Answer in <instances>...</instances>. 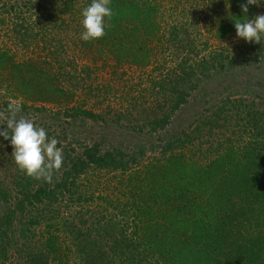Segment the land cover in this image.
<instances>
[{"label":"trees","instance_id":"1","mask_svg":"<svg viewBox=\"0 0 264 264\" xmlns=\"http://www.w3.org/2000/svg\"><path fill=\"white\" fill-rule=\"evenodd\" d=\"M202 1L204 25L222 44L204 57L191 55L193 38L185 25L161 26L159 0H111L115 15L106 35L80 39L91 56L111 55L116 67L160 65V53L173 42L182 46L178 51L184 56L166 71L171 80L159 83L163 104L150 121L130 128L142 133L147 127L145 134L158 135V144L114 146V133L124 129L115 116L74 105L76 95L60 86L46 60L15 62L0 51V129H6L9 99L17 100V118L31 119L57 138L64 156L51 184L25 176L12 152L0 158V264H15L7 261L11 251L19 264H264V40L245 42L234 27L264 14V0L249 5L247 13L241 9L245 0ZM75 2L37 5L48 27L52 14L58 16L46 38L54 51L60 38L53 30L66 24L62 17L73 21ZM234 37L238 42L229 43ZM211 88L223 98L203 101L201 111L176 133L174 119L182 118L179 113L192 97ZM190 145L197 153L205 150L206 160H185L183 150ZM9 146L0 137V147ZM156 150L160 162L137 169L146 153ZM100 174H110L118 185V196L101 198L126 228L110 236L104 231L109 236L104 245L103 215L95 218L84 210L95 201L93 185ZM77 206L80 211L69 218Z\"/></svg>","mask_w":264,"mask_h":264},{"label":"rangeland","instance_id":"2","mask_svg":"<svg viewBox=\"0 0 264 264\" xmlns=\"http://www.w3.org/2000/svg\"><path fill=\"white\" fill-rule=\"evenodd\" d=\"M44 1L0 0V51L7 52L15 62L31 58L46 60L49 62L46 67L53 75L58 76L60 86L68 92H74L76 95L74 105L91 110L94 113L108 114L110 118L115 116L124 129L122 134L119 132L114 133V146L122 143L126 149L132 150L134 149L133 146L140 140H146L148 144H158V135L152 132L151 135L145 134L150 133L147 127L142 129V133L133 131L130 128L132 126L137 127L136 124L141 125L143 121H150V114L157 112V106L159 107V105L163 104L165 90L161 91L159 89L164 84L163 81L167 84L172 78L171 75L166 74V71L173 68L178 60L184 56V53L181 54L178 51V49L182 50V46L180 44L176 46L175 42H173V48L171 47L169 51L160 53V65L154 62L144 68L127 64L116 67L111 55H109V59L106 56H100L101 58L99 56H91L84 44L81 43L80 34L76 33L74 25H77V31L82 32L80 14L81 10L88 5V0H76V13L73 16V21L71 17L68 19L66 16L62 17L63 25L66 24L60 29L56 28L53 30L55 37L57 35V38H60V43H57V47L55 46L56 43L54 44L56 48L54 51V49L52 50V43L49 42L50 34L52 35L50 29L57 24L58 16L55 13L52 14L53 18L51 21L53 22L48 27V21L44 17L45 12H40L37 7L39 3ZM159 1L161 6V26L185 25L187 29L186 35L193 38L192 43L195 51L194 54H191L193 57H204L210 51L222 46V44L212 38V35L208 32L210 28L204 25L203 18L206 11L202 0ZM196 2H199V5L196 6ZM12 5L13 8H11ZM47 27L49 29L48 32L45 30ZM47 33L48 36L46 37ZM231 41L232 44L237 43L238 39L234 37L229 43ZM223 45L226 44L223 43ZM196 51L198 55H195ZM105 92H109L110 95L105 94ZM3 98V92L0 91V101ZM220 98H223L220 90H215L214 88L208 89V92H199L197 99L192 97L190 105L179 113L182 118H177L173 121L176 133L185 128L186 122L192 120L191 116H195V111H201L200 108H202L203 101L210 99L208 103L211 104L220 100ZM9 101L15 107L19 103L17 100L9 99ZM233 122L234 120H231V123ZM113 132L114 130L110 131L111 134ZM186 132L191 131L187 129ZM9 147L10 149L8 147H0V158L4 155H10L13 148L11 144ZM183 151L185 160H206L207 152L205 150L203 153H197V150L190 145ZM158 161L160 162L159 150L154 153L148 151L146 156L142 158L141 166L137 169L140 170L144 166L150 163L155 164ZM134 170L132 169L131 171L133 172ZM108 177H111V175L100 174L96 176L97 181L93 185L95 201L84 207V210L90 211L95 218L103 215L104 218L99 225L101 228L99 235L107 238L103 245L108 244V237L111 234L118 233L120 228L126 229L124 224L119 221L120 217H116V211L109 208L108 204L101 198L105 197L104 195L106 194L111 198L119 195L116 181L109 180ZM77 210L80 211L78 206L72 208L69 218H72ZM127 221L131 223V219ZM106 230L109 232V236L104 232ZM10 253V259H7V261L15 264L22 263L15 251ZM14 258L19 262L13 260ZM78 261L85 262V257ZM116 264L119 263L116 262ZM141 264H143V261Z\"/></svg>","mask_w":264,"mask_h":264},{"label":"clouds","instance_id":"3","mask_svg":"<svg viewBox=\"0 0 264 264\" xmlns=\"http://www.w3.org/2000/svg\"><path fill=\"white\" fill-rule=\"evenodd\" d=\"M256 3L257 0H245L241 9L247 13L248 6ZM114 15L111 0H91L81 10L83 31L80 39L87 42L102 38ZM234 27L236 36L245 42L264 40V14L236 22ZM8 110L6 129H0V137L10 142L15 165L25 176L51 184L54 173L59 172L64 162L63 149L57 147L58 139L49 137L46 130L36 126L31 119L17 118L19 107L9 105Z\"/></svg>","mask_w":264,"mask_h":264}]
</instances>
